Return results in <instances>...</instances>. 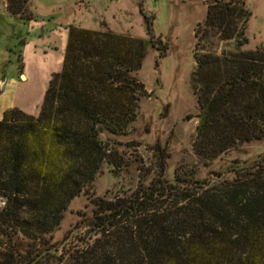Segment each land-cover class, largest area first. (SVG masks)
Segmentation results:
<instances>
[{
    "label": "trees",
    "instance_id": "trees-1",
    "mask_svg": "<svg viewBox=\"0 0 264 264\" xmlns=\"http://www.w3.org/2000/svg\"><path fill=\"white\" fill-rule=\"evenodd\" d=\"M8 1L13 15L30 2ZM251 17L243 1L214 0L197 29V36L236 44L229 55H196L193 86L202 110L194 150L209 160L264 138V44L241 49ZM147 24L151 33L153 23ZM147 48L146 39L71 25L62 67L49 81L39 114L4 111L0 221L14 239L15 264H264V156L234 167L233 180L178 173L169 180L165 149L158 145L155 167L134 191L94 200L80 248L44 246L103 164L120 165L100 134L120 132L135 119L148 94L134 74Z\"/></svg>",
    "mask_w": 264,
    "mask_h": 264
},
{
    "label": "rangeland",
    "instance_id": "rangeland-1",
    "mask_svg": "<svg viewBox=\"0 0 264 264\" xmlns=\"http://www.w3.org/2000/svg\"><path fill=\"white\" fill-rule=\"evenodd\" d=\"M212 1L30 0L27 11L13 15L9 1L0 0V88L3 90L6 84L9 88L10 81L16 80L19 86L12 93L15 107L34 116L40 112L53 73L62 67L71 25L148 41L142 67L134 73L148 94L139 100L136 117L127 127L100 134L120 165L103 164L89 189L72 200L60 226L43 240L44 246H66L69 251L80 248V237L85 233H79L85 231V222L93 214L94 200L134 191L148 168L155 167L157 145L165 149V176L169 180L177 173L215 183L233 180L234 167L255 165L264 156V138L240 143L211 160L194 150L202 110L193 86L196 55L221 57L236 52L234 40L196 35ZM240 1L252 12L245 30L248 42L241 49L252 51L264 44V0ZM30 16L32 20L27 19ZM148 21L153 23L151 33ZM3 113L0 107V120ZM152 178L153 173L148 180ZM3 205L0 196V207ZM28 214L26 217L33 218ZM13 244L14 239L0 221V264L18 261ZM46 264L59 263L53 259Z\"/></svg>",
    "mask_w": 264,
    "mask_h": 264
},
{
    "label": "crops",
    "instance_id": "crops-1",
    "mask_svg": "<svg viewBox=\"0 0 264 264\" xmlns=\"http://www.w3.org/2000/svg\"><path fill=\"white\" fill-rule=\"evenodd\" d=\"M7 85L2 90L0 94V107L1 111L4 112L6 109L17 106L15 99L12 96V93H14L15 89L19 86V84L16 82V80L12 79L10 81V86L7 88ZM11 96V97H10Z\"/></svg>",
    "mask_w": 264,
    "mask_h": 264
},
{
    "label": "water",
    "instance_id": "water-1",
    "mask_svg": "<svg viewBox=\"0 0 264 264\" xmlns=\"http://www.w3.org/2000/svg\"><path fill=\"white\" fill-rule=\"evenodd\" d=\"M22 77H25V75H22Z\"/></svg>",
    "mask_w": 264,
    "mask_h": 264
}]
</instances>
